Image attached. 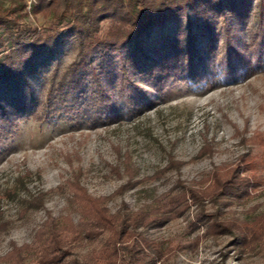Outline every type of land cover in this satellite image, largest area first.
<instances>
[{
	"label": "rangeland",
	"instance_id": "obj_1",
	"mask_svg": "<svg viewBox=\"0 0 264 264\" xmlns=\"http://www.w3.org/2000/svg\"><path fill=\"white\" fill-rule=\"evenodd\" d=\"M258 1L239 0L232 12L225 5L224 27L214 0H196L187 15L167 18L116 52L80 56L68 41L20 69L0 67V256L12 243H32L48 214L82 226L68 186L74 177L113 213L151 210L181 187L206 188L215 170L260 151L253 140L264 134ZM25 21L48 24L42 15ZM96 87L108 104L104 120L89 121L100 109ZM130 178L135 185L120 190ZM188 205L143 231L162 249L155 264H264L262 239L242 246L233 232L208 233L194 223L203 207L239 222L264 215V185L238 199ZM101 239L73 242L70 257L83 259Z\"/></svg>",
	"mask_w": 264,
	"mask_h": 264
},
{
	"label": "trees",
	"instance_id": "obj_2",
	"mask_svg": "<svg viewBox=\"0 0 264 264\" xmlns=\"http://www.w3.org/2000/svg\"><path fill=\"white\" fill-rule=\"evenodd\" d=\"M9 1L11 3L6 5L5 0H0V67L20 69L34 56L38 57L61 42H72L80 56H88L97 49L116 52L154 30L167 18L187 15L196 0H33L29 5L24 0ZM237 1L214 0L221 10L222 27L228 18L224 6L230 5L231 12L236 11ZM257 7L263 9L264 0H259ZM37 15L47 18L48 24L32 26L25 21ZM257 16L262 20L260 13ZM104 22L109 23L106 29H103ZM95 93L100 109L88 115L93 117L87 118L89 121L103 119L100 113L108 104L99 87ZM58 97L64 98L61 93ZM70 112L75 114L74 109ZM253 140L260 151L243 153L236 166L215 170L206 188L181 187L179 195L177 192L166 197L151 210L113 213L106 207L105 197L91 196L74 177L68 186L82 226L78 228L67 215L56 218L48 214L35 231L33 242L12 243L0 256V264H123L125 261L127 264H155L162 256V249L143 231L178 217L188 208L189 199L199 207L204 206L205 200L218 202L241 198L251 189L264 185V134L254 135ZM205 149L209 151L208 147ZM180 164L176 162L177 166ZM126 170L131 177L133 173L129 168ZM135 183L130 178L120 190L131 188ZM122 207L127 206L123 203ZM195 218L194 223L205 226L208 233H235L237 243L242 246L255 240L264 241V215L254 217L251 222H239L223 219L220 213H205L203 207ZM91 236L102 238L101 246L83 259L71 258L72 243Z\"/></svg>",
	"mask_w": 264,
	"mask_h": 264
}]
</instances>
